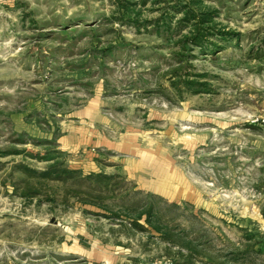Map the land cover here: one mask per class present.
Listing matches in <instances>:
<instances>
[{
	"label": "rangeland",
	"instance_id": "1",
	"mask_svg": "<svg viewBox=\"0 0 264 264\" xmlns=\"http://www.w3.org/2000/svg\"><path fill=\"white\" fill-rule=\"evenodd\" d=\"M263 120L264 0H0V264H264ZM54 162L108 209L50 201ZM149 194L179 242L118 209Z\"/></svg>",
	"mask_w": 264,
	"mask_h": 264
},
{
	"label": "trees",
	"instance_id": "2",
	"mask_svg": "<svg viewBox=\"0 0 264 264\" xmlns=\"http://www.w3.org/2000/svg\"><path fill=\"white\" fill-rule=\"evenodd\" d=\"M204 20L205 19H200L193 22L194 29L191 31V36H185V43H190L202 48L204 47V39L206 37L203 33ZM184 80V83L190 88H193L195 85H205L202 84L203 82H197L193 79L184 78ZM24 172L27 176L36 178L39 185H41L42 181L55 182L58 186L60 185V191L54 196H50V201H54L56 196H60L67 201V199L72 196L81 203H88L99 209H108L104 203V198L109 192L117 194L115 187H118L120 184L119 180H114L115 177L113 175L106 174L102 171L90 172L84 175L80 170L59 166L57 162L50 164V166L43 171H36L25 167ZM39 191L38 188H27V194L33 196L38 195ZM158 200H161V198L149 194L141 203L134 204L133 206L120 205L118 209H122L126 215H132L131 217L129 216L131 218L129 224L132 227L146 229L145 225H148L151 229L158 232L161 238L168 241L172 239L178 241L179 237L176 238V235L173 234L171 229L163 223V216L157 208ZM170 206L177 207V204L172 203ZM119 213H109V215L103 214L108 215L107 217L110 215L119 217ZM141 220H143L144 224L140 222Z\"/></svg>",
	"mask_w": 264,
	"mask_h": 264
},
{
	"label": "crops",
	"instance_id": "3",
	"mask_svg": "<svg viewBox=\"0 0 264 264\" xmlns=\"http://www.w3.org/2000/svg\"><path fill=\"white\" fill-rule=\"evenodd\" d=\"M88 128H89L88 126H81L82 130L88 129ZM92 137H94V136H92ZM97 138H100V136H97L96 138L94 137L91 140H90V138H88V141L86 142V144L82 146V149L85 150L86 153H88V154L86 156L87 159L85 158L87 160V162L84 159L81 161V162L85 161V162H83V164L85 163L87 165L94 164L93 168H95V169H98V167H99L97 165L96 161H95V158L97 157V155L96 154L93 155L91 152H89L90 151L89 147L100 146L101 145L99 142L96 141ZM58 140H59V144L60 145L57 146V148L59 150H61L63 152L71 151V145L66 144L64 139L58 138ZM105 146L107 147V149L112 148V144H105Z\"/></svg>",
	"mask_w": 264,
	"mask_h": 264
},
{
	"label": "built area",
	"instance_id": "4",
	"mask_svg": "<svg viewBox=\"0 0 264 264\" xmlns=\"http://www.w3.org/2000/svg\"><path fill=\"white\" fill-rule=\"evenodd\" d=\"M264 121V120H263Z\"/></svg>",
	"mask_w": 264,
	"mask_h": 264
}]
</instances>
